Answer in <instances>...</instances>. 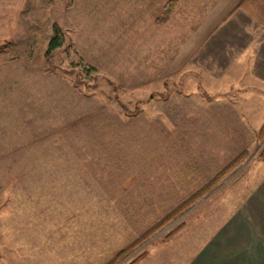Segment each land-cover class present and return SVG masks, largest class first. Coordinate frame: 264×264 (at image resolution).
Returning a JSON list of instances; mask_svg holds the SVG:
<instances>
[{
	"label": "rangeland",
	"instance_id": "rangeland-1",
	"mask_svg": "<svg viewBox=\"0 0 264 264\" xmlns=\"http://www.w3.org/2000/svg\"><path fill=\"white\" fill-rule=\"evenodd\" d=\"M187 1L0 0V264H261L264 82Z\"/></svg>",
	"mask_w": 264,
	"mask_h": 264
},
{
	"label": "crops",
	"instance_id": "crops-1",
	"mask_svg": "<svg viewBox=\"0 0 264 264\" xmlns=\"http://www.w3.org/2000/svg\"><path fill=\"white\" fill-rule=\"evenodd\" d=\"M187 2L191 3L188 8L204 10L200 19L201 35L195 36L194 39L211 40L216 43L218 49L223 47L227 51L236 50L233 57L240 58L241 66L249 67L247 72L254 80L264 82V0H188ZM262 227L260 225L255 231L264 233ZM235 237L239 238L237 235ZM251 238L249 236L247 241L248 248H264ZM232 247L233 256L224 251L226 247L217 243L212 246L211 251L208 249L202 251L192 259L177 261L164 257H144L137 264H251L249 260L238 255L240 249L245 247L244 244L234 239ZM255 254L257 256L254 255L253 258L256 257L261 264H264V252Z\"/></svg>",
	"mask_w": 264,
	"mask_h": 264
},
{
	"label": "trees",
	"instance_id": "trees-1",
	"mask_svg": "<svg viewBox=\"0 0 264 264\" xmlns=\"http://www.w3.org/2000/svg\"><path fill=\"white\" fill-rule=\"evenodd\" d=\"M169 9V6H167V10ZM169 13V12H167ZM62 45V38L61 36L58 34L57 30L54 31V35L51 38L49 44H48V48H47V52H46V56L50 55L53 51H55L56 49H58L60 46ZM261 130H264V124L262 125ZM170 217V216H169ZM168 217V218H169ZM128 249V248H127ZM127 249H123L121 251H119L116 256L113 258L111 264L117 262L120 258H123L125 256V253L127 251ZM140 260V257L131 261L128 264H136L138 261Z\"/></svg>",
	"mask_w": 264,
	"mask_h": 264
}]
</instances>
